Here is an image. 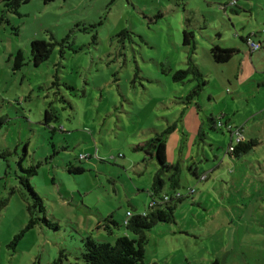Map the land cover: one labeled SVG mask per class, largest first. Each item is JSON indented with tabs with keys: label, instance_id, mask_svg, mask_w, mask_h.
I'll use <instances>...</instances> for the list:
<instances>
[{
	"label": "rangeland",
	"instance_id": "1",
	"mask_svg": "<svg viewBox=\"0 0 264 264\" xmlns=\"http://www.w3.org/2000/svg\"><path fill=\"white\" fill-rule=\"evenodd\" d=\"M235 1L30 0L13 13L0 0V264H72L81 262L86 236L112 243L133 236L124 223L128 210L147 208L158 169L135 147L171 123L177 129L166 137L168 161L181 166V190L195 193L178 204L174 222L147 231L146 263L264 264V181L256 160L264 147L225 153L238 136L226 124L243 126L256 111L257 89L240 85L243 52L226 64L210 54L214 44L243 51L248 33L262 40L264 21L239 8L247 0ZM187 18L193 56L208 79L190 103L184 96L192 83L173 80L187 67ZM65 37L49 59L34 63L32 40ZM18 50L25 64L15 69ZM47 109L57 117L49 124ZM211 113L223 118L224 131L210 129ZM258 133L264 143V130ZM20 158L25 169L38 168L30 181L52 226L27 228L32 197L20 182L27 174ZM72 165L85 171L71 173Z\"/></svg>",
	"mask_w": 264,
	"mask_h": 264
},
{
	"label": "trees",
	"instance_id": "2",
	"mask_svg": "<svg viewBox=\"0 0 264 264\" xmlns=\"http://www.w3.org/2000/svg\"><path fill=\"white\" fill-rule=\"evenodd\" d=\"M7 6L8 12L20 13L19 9L23 3H27L30 0H4ZM51 1V0H46ZM235 5V4H233ZM232 5V6H233ZM227 8L226 6H224ZM234 7V6H233ZM236 11L235 9H233ZM4 20V17H0V22ZM190 19H186V27L183 30V42L182 45L189 46L190 51L187 55V67L177 70L173 74V80L176 82H191L194 83L190 87L189 93L184 96L186 103H190L195 97L199 96L200 90L203 85L208 83L206 79V73L201 64L195 59L194 52L196 50L195 33L192 30V26L189 23ZM241 39L249 44V40L256 42L252 36L243 37ZM64 41H69L68 37L63 38L61 41H48L45 39H34L31 42V57L36 65H40L42 62L49 59L53 53L54 47L58 45H64ZM71 42V41H70ZM259 43V42H257ZM260 44V43H259ZM71 46V44H70ZM261 47V45H260ZM260 49V48H259ZM251 51H256L252 50ZM240 50L238 48H223L219 44H214L210 49V54L214 62L219 64L228 63ZM25 57L23 50H18L15 57L14 68L19 69L25 64ZM199 107V105H198ZM52 118H57L51 110L45 111V124H49ZM208 125L213 130L225 129L223 118L215 116L213 113L208 115ZM229 129L235 127L238 132L236 140L232 137L231 142L226 150V154L231 157H240L249 153L257 147L261 140L260 138L251 137L243 138V126H233L226 124ZM56 127H54L55 129ZM177 129L176 123L169 124L162 132H158L154 137L144 141L137 145L135 149L144 151L148 156L155 158L158 163V169L154 174L153 182L149 188V202L147 208L142 212H130V217L125 225L128 230L133 233V236L122 235L116 239L114 243L107 240L96 239L93 236H86L83 239V247L81 248V255L78 256L81 262L76 261L72 264H147L146 257V244L148 242L147 231L151 230L159 222H174L176 218V209L179 203L184 201L186 197L195 193V190L191 189L190 192H183L181 190V166L179 163H171L168 161L167 156V141L166 137L171 132ZM205 132L201 133V138L205 136ZM240 134V135H239ZM203 139V138H202ZM85 158L88 155L84 156ZM23 158H20L19 165L22 169ZM72 164V163H69ZM219 164L215 165L217 168ZM27 174L20 177L21 184L29 191L32 202L28 205L30 213V221L27 228H31L38 223H46L52 226V223L47 217V209L40 194L36 191L30 181V177L38 173V168L33 165L30 168L25 169ZM194 170L193 173L197 175V167H189V171ZM85 169L81 166H71L69 172L80 174ZM204 175V177H203ZM207 173L201 174V179H207ZM193 198V197H192ZM4 205L2 201L0 203V209ZM40 213H43L41 216ZM127 213V214H128ZM126 220V219H125ZM116 223V222H115ZM18 240V237L15 238ZM213 264H218L215 261Z\"/></svg>",
	"mask_w": 264,
	"mask_h": 264
},
{
	"label": "crops",
	"instance_id": "3",
	"mask_svg": "<svg viewBox=\"0 0 264 264\" xmlns=\"http://www.w3.org/2000/svg\"><path fill=\"white\" fill-rule=\"evenodd\" d=\"M232 1L233 0H231V2ZM247 1H248L247 5H243V7H241L239 5V8H243L244 13L250 14L251 17H257L258 16L264 21V0H247ZM247 36H252V35H251V33H248L247 35H243V37H247ZM255 41L259 42L261 45L260 49H258L256 51H251L250 46H249V44H247L246 41H244V43L247 47L245 49H243V51L241 48L235 47V48H238L240 50L238 55H241L243 52V84L241 83L240 85H243V86L246 85V88L250 87V86H255L257 89V91L255 93L257 100H258V102H257L258 105L256 107V111H252L251 116L243 119V135L245 138H248V137L259 138V137H257V134H260L258 132H261L262 130H264V32H263L262 40H258V41L255 40ZM260 50H261V53H263V57H256L255 53L260 51ZM238 55H236V56H238ZM197 61H198V56H197ZM231 61H229V63ZM224 64H226V63H224ZM192 85H194V83H192ZM187 94L188 93H186L185 96ZM199 96H200V94H199ZM208 100L212 101L213 98L209 95ZM255 128L259 129L258 132H255ZM260 140H261V142L257 146L258 148L264 147V143H263L262 139H260ZM253 151H255V150H252V152ZM256 156H257L256 160L259 162V165H261V168H262L261 175H260L261 181H264V164H263L264 163V151L257 152ZM248 161H250V160H248ZM247 164L248 163H246V166H247ZM215 169L216 168L214 166L212 168V170H215ZM191 172L193 173L194 170H192ZM205 172H206L205 170H200L199 167L197 166V175L195 173H193V174L197 178H200L201 174H204ZM244 175L245 176L247 175V171Z\"/></svg>",
	"mask_w": 264,
	"mask_h": 264
},
{
	"label": "built area",
	"instance_id": "4",
	"mask_svg": "<svg viewBox=\"0 0 264 264\" xmlns=\"http://www.w3.org/2000/svg\"><path fill=\"white\" fill-rule=\"evenodd\" d=\"M236 3V1L234 0V1H232L231 2V4H235ZM249 46H250V48L252 49V50H258L259 48H260V44L259 43H257V42H254L253 40H249ZM240 135V134H239ZM203 177H204V175H203ZM130 212L127 214V218H126V220H125V222H127L128 221V218L130 217Z\"/></svg>",
	"mask_w": 264,
	"mask_h": 264
}]
</instances>
